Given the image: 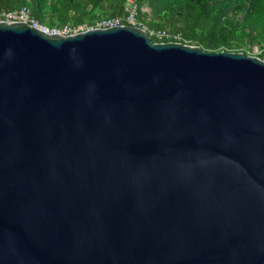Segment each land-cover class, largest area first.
Here are the masks:
<instances>
[{
    "label": "water",
    "instance_id": "95a60500",
    "mask_svg": "<svg viewBox=\"0 0 264 264\" xmlns=\"http://www.w3.org/2000/svg\"><path fill=\"white\" fill-rule=\"evenodd\" d=\"M0 264H264V59L0 21Z\"/></svg>",
    "mask_w": 264,
    "mask_h": 264
},
{
    "label": "trees",
    "instance_id": "16d2710c",
    "mask_svg": "<svg viewBox=\"0 0 264 264\" xmlns=\"http://www.w3.org/2000/svg\"><path fill=\"white\" fill-rule=\"evenodd\" d=\"M137 25L179 34L182 43L208 51H242L264 44V0H133ZM28 5L49 28L69 24L94 27L101 19L121 17L129 0H0V9ZM154 42L160 41L151 36ZM163 41H174L173 37ZM264 59V54L258 55Z\"/></svg>",
    "mask_w": 264,
    "mask_h": 264
},
{
    "label": "built area",
    "instance_id": "2783aa9c",
    "mask_svg": "<svg viewBox=\"0 0 264 264\" xmlns=\"http://www.w3.org/2000/svg\"><path fill=\"white\" fill-rule=\"evenodd\" d=\"M127 11V16H126V24L129 25H135V26H139L137 25V21L135 19V5L133 3V0H129V6L126 9ZM0 21H5V22H26L29 23L33 26L39 27L40 29L49 32V33H58L61 35H68V34H74V33H78L81 31H84L86 29H90V28H96V27H100V28H105V27H112V26H117L122 24L121 23V17L120 16H115V17H111V18H105V19H101L98 20L95 24L94 27H85L83 25H77L75 27L69 25V24H64L62 26L59 27H53V28H49L45 25L40 24L31 14L30 12V8L28 5H24L21 6L19 8L16 9H0ZM144 28V27H142ZM148 34L150 36H154L156 37L158 40L163 41L164 39H169L171 37H173L174 41H179L181 39L179 34H170L164 30H147L146 28H144ZM252 50L254 48V55L258 56L260 54H264V44L262 46H252L251 47ZM252 55V54H251Z\"/></svg>",
    "mask_w": 264,
    "mask_h": 264
},
{
    "label": "rangeland",
    "instance_id": "374dc122",
    "mask_svg": "<svg viewBox=\"0 0 264 264\" xmlns=\"http://www.w3.org/2000/svg\"><path fill=\"white\" fill-rule=\"evenodd\" d=\"M253 50H254V48H253ZM252 50V48H251V50H250V53H248V54H252V55H254V51Z\"/></svg>",
    "mask_w": 264,
    "mask_h": 264
}]
</instances>
